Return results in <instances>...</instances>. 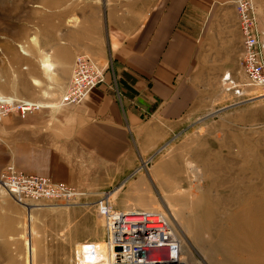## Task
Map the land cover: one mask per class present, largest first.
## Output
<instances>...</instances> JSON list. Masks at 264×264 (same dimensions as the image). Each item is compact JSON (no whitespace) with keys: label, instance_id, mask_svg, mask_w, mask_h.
<instances>
[{"label":"rangeland","instance_id":"obj_1","mask_svg":"<svg viewBox=\"0 0 264 264\" xmlns=\"http://www.w3.org/2000/svg\"><path fill=\"white\" fill-rule=\"evenodd\" d=\"M229 1L233 6L236 0ZM252 1L263 25L264 0ZM106 3L0 0V97L61 99L69 76L57 34ZM235 80L206 79L188 115L162 132L156 146L144 147L137 176L128 175L103 196L30 205L21 252L0 264H74L79 243L103 239L101 201L130 215L162 213L185 264H264V98L241 87L242 77Z\"/></svg>","mask_w":264,"mask_h":264},{"label":"crops","instance_id":"obj_2","mask_svg":"<svg viewBox=\"0 0 264 264\" xmlns=\"http://www.w3.org/2000/svg\"><path fill=\"white\" fill-rule=\"evenodd\" d=\"M230 2L107 0L84 22L77 15L75 25L56 38L64 48L68 76L74 57L84 55L104 68L103 81L78 105L41 96L31 100L41 108L5 117L0 172L12 164L74 186L86 197L103 196L128 175L137 176L144 147L156 146L162 132L188 115L206 79L223 81L226 73L234 82L241 78L242 38ZM257 29L263 39L264 24L258 19ZM56 51L57 46L50 48ZM137 181L141 177L135 187ZM28 212L0 193V259L21 252ZM39 260L44 262L43 255Z\"/></svg>","mask_w":264,"mask_h":264},{"label":"built area","instance_id":"obj_3","mask_svg":"<svg viewBox=\"0 0 264 264\" xmlns=\"http://www.w3.org/2000/svg\"><path fill=\"white\" fill-rule=\"evenodd\" d=\"M233 6L242 38L238 62L243 79L240 86L251 88L257 96L264 98V59L261 51L264 41L258 33L253 1L236 0ZM103 71L94 60L76 55L59 105L80 104L93 88L101 84ZM223 80L231 82L230 74L226 73ZM237 91L239 88H236ZM41 107L29 100L0 97V122L11 114L24 116ZM0 193L9 195L27 208L46 202L70 204L85 196L83 191L74 186L25 173L12 164L5 165L0 172ZM97 214L102 217L104 224L105 249L102 250L98 242L84 241L75 250L74 264H178L180 245L166 219L154 221L143 211L130 215L132 213L112 208L107 201L98 204ZM128 216H141L143 221L125 223Z\"/></svg>","mask_w":264,"mask_h":264},{"label":"bare ground","instance_id":"obj_4","mask_svg":"<svg viewBox=\"0 0 264 264\" xmlns=\"http://www.w3.org/2000/svg\"><path fill=\"white\" fill-rule=\"evenodd\" d=\"M44 66L45 67H49L50 65L48 64V63H44ZM19 101H23V100H19ZM34 103H36V102H34ZM36 104H39L40 106H44L43 104H40V103H36ZM143 212H145V213H148L149 214V216L147 215V214H145V215H147V217H149L150 219H153L154 221H158V220H163V219H166L165 217H164V215L162 214V213H159V212H150V211H143ZM141 221H143V218L141 217V216H128V217H126V219L124 220V222L125 223H133V222H141ZM166 221V220H165ZM173 230V229H172ZM173 232H174V230H173ZM174 234H175V232H174ZM173 234V235H174ZM175 237H176V234L174 235ZM174 237V238H175ZM103 238H104V235H103ZM28 239H29V236H28ZM176 239H177V237H176ZM94 242H98L97 244L98 245H100L99 247L103 250V249H105V247H104V244H103V239L101 240V241H94ZM78 247H80V243L77 245V248ZM104 247V248H103ZM178 264H185L183 261H182V258H178Z\"/></svg>","mask_w":264,"mask_h":264}]
</instances>
